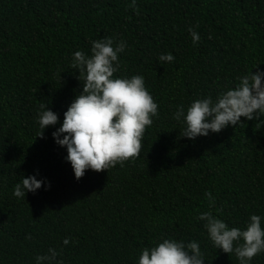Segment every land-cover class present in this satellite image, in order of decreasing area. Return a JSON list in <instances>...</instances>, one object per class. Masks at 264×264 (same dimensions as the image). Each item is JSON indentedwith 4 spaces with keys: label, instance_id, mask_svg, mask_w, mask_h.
<instances>
[{
    "label": "trees",
    "instance_id": "1",
    "mask_svg": "<svg viewBox=\"0 0 264 264\" xmlns=\"http://www.w3.org/2000/svg\"><path fill=\"white\" fill-rule=\"evenodd\" d=\"M131 2L0 0V264H36L49 248L63 264H138L164 239L198 242L203 264H239L196 217L211 211L246 230L259 215L264 228V124L255 130L256 120L241 117L190 140L174 119L178 107L215 101L257 65L264 72V0H136L135 10ZM106 37L126 42L114 78L142 76L158 116L138 158L76 180L51 134L82 91L73 53L91 55L92 41ZM167 53L175 59L158 63ZM43 101L59 119L41 139ZM30 175L41 188L15 197ZM249 264H264V252Z\"/></svg>",
    "mask_w": 264,
    "mask_h": 264
},
{
    "label": "clouds",
    "instance_id": "2",
    "mask_svg": "<svg viewBox=\"0 0 264 264\" xmlns=\"http://www.w3.org/2000/svg\"><path fill=\"white\" fill-rule=\"evenodd\" d=\"M130 7L136 8V0ZM193 43L200 40L199 34L188 29ZM211 39V35H209ZM126 42L114 45L113 38L97 39L91 43V55L76 51L72 55L71 69L78 71L76 77L82 83L79 92L63 114V122L52 132L54 142L66 148L65 160L70 163L76 180L81 179L86 170L107 171L117 164L121 166L142 153V140L145 130L158 116V104L145 87L140 75L131 78H114L120 63L118 54L125 50ZM171 53L161 54L158 63H171ZM257 71L238 77L239 83L220 93L215 101L212 97L196 99L187 107L177 108L174 119L184 124L182 137L194 140L207 136L209 132L219 133L225 127L237 126L240 118L256 120L255 130L264 124V72ZM37 122L39 133L44 138V130L55 126L58 115L51 111L46 102L39 105ZM63 135V138H61ZM43 180L34 175L21 176V182L14 186L13 195L25 199L27 192L35 193ZM209 206H214V197L205 193ZM204 221L208 237L216 249L226 254L234 253L239 264L249 262L264 252V228L261 216L251 215L246 230L229 228L211 211L196 217ZM30 239V237H27ZM69 243L66 238L64 245ZM60 253L53 248L45 255L36 257V264H52ZM200 245L196 241L185 244L183 241L164 239L157 246L144 248L138 264H203ZM63 264V261H56Z\"/></svg>",
    "mask_w": 264,
    "mask_h": 264
}]
</instances>
